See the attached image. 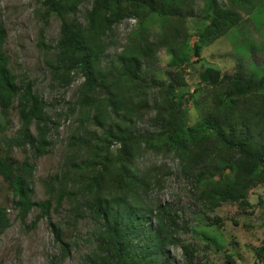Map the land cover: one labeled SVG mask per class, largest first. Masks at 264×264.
<instances>
[{"label": "trees", "instance_id": "16d2710c", "mask_svg": "<svg viewBox=\"0 0 264 264\" xmlns=\"http://www.w3.org/2000/svg\"><path fill=\"white\" fill-rule=\"evenodd\" d=\"M185 1L95 0L84 22L77 18L82 0L43 2L46 23L53 16L62 20L53 51V74L64 81L79 72L85 78L76 100L82 129L71 142L74 153L82 152L85 159L83 167L73 159L69 164L71 173L82 183L71 192L62 186L58 199L60 202L67 195L78 202L81 195L100 224L97 249L83 264H182L171 256L174 246H181L185 257L191 259L193 250L177 236L172 208L155 206L148 199L153 180L140 175L136 168L143 146L175 151L209 209L232 202L247 212L251 190L264 184V75L245 76L239 71L224 74L214 67L204 68L200 81L210 88L212 98L203 112L206 126L202 128L188 124L189 100L176 99L177 91L187 86L182 67L193 57L200 59L206 46L234 28L239 23L236 15L224 11L218 0H207L209 13L205 18L210 22L196 31L193 43V36H184L179 47L171 44L174 42L168 34L151 40L142 26L144 18L151 15L183 19ZM126 18H138L139 26L115 63L104 66V37ZM6 42L7 30L0 18V134L4 136L0 137V184L8 185L21 215L26 217L36 205L47 213L51 204L33 202L34 165L29 158L18 163L11 153L14 148L27 147L34 157L43 156L50 145L49 120L45 101L33 84L21 83L10 68ZM162 47L169 48L173 55L170 64L176 71L162 88L164 102L157 108L158 130L140 134L136 122L148 106L149 80H154L149 75ZM13 109L18 112L20 128L8 138L6 130ZM88 124H94L100 132L91 130ZM114 145H118L116 152L112 150ZM74 209L77 212L80 206L75 203ZM9 226L8 211L0 204V235ZM54 231L63 245L64 258L70 245L64 243L59 228ZM257 257L264 261V246ZM228 264H234L232 257Z\"/></svg>", "mask_w": 264, "mask_h": 264}, {"label": "rangeland", "instance_id": "374dc122", "mask_svg": "<svg viewBox=\"0 0 264 264\" xmlns=\"http://www.w3.org/2000/svg\"><path fill=\"white\" fill-rule=\"evenodd\" d=\"M44 1L0 0V18L7 30L5 50L10 68L21 83L33 84L34 91L45 101L49 120L50 145L43 156L34 157L27 147L14 148L11 154L18 163L29 158L34 165L33 202L50 201L51 204L47 213L36 205L23 217L8 185L0 184V204L7 209L10 218V226L0 235V264H83L98 246L100 224L90 213L84 198L80 195L78 202H74L65 195L62 201L58 200L62 186H67V192H71L82 183L71 173L69 164L73 159L83 167L82 159H85L82 152L74 153L71 144L73 136L82 129V115L76 100L85 78L79 72L64 81L53 74V51L60 37L62 20L53 16L46 23ZM94 1L82 0L77 14L82 22ZM185 2L183 19H164L159 15L144 18L142 26L147 36L156 40L162 34H168L174 42L171 44L179 47L184 36H193L210 22L205 18L209 13L207 0ZM218 3L224 11L234 13L239 23L225 36L206 46L200 59L193 57L181 69L187 86L177 91L176 99L189 100L188 124L194 128L206 126L203 112L210 106L212 98L210 88L200 81V72L204 68L214 67L224 74L239 71L245 76L264 75V0H218ZM138 26V18H126L107 32L103 40L104 66L115 63ZM194 40L195 36L191 42ZM172 59L168 47L159 50L149 75L154 80H149L148 106L135 126L140 134L158 130L157 108L164 102L162 88L171 73L176 71L170 64ZM9 119L8 138L20 128L16 109L11 110ZM88 127L100 132L94 124H88ZM33 133L37 134L35 128ZM117 148L118 145H114L112 150L116 152ZM136 168L140 175L146 174L153 180L148 195L151 204L172 208L178 224L177 236L193 250L189 260L181 246L172 247L170 252L175 261L182 264H228L229 257H232L234 264H264L257 257L258 250L264 246V184L251 190L248 197L251 206L247 212L232 202L209 209L195 180L183 171V163L175 151L143 146ZM75 203L80 206L77 212ZM56 228L61 230L64 243L70 245L64 258L63 245L54 231Z\"/></svg>", "mask_w": 264, "mask_h": 264}]
</instances>
